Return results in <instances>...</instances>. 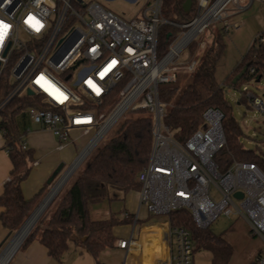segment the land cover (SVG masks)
<instances>
[{"label":"built area","instance_id":"2783aa9c","mask_svg":"<svg viewBox=\"0 0 264 264\" xmlns=\"http://www.w3.org/2000/svg\"><path fill=\"white\" fill-rule=\"evenodd\" d=\"M218 1L196 0V15L177 23L164 16V0H146L131 19L94 0H0V24L8 26L0 41V80L9 86L0 100V113L19 100L20 110L41 129L51 130L60 142L69 140L73 131L92 134L60 181L127 110L151 114L154 142L149 161L138 174L139 207L147 204L154 216H166L155 221L166 227L164 264H196L190 230L170 224L169 213L174 209L188 208L195 223L204 228L221 213L231 214L234 206L264 239V172L254 162L234 160L221 173L214 161L215 153L226 144L223 112L208 107L201 125L185 142L175 139L164 120L170 104L161 98L160 87L177 80L181 65L189 72L197 68L199 59L184 63L181 56L232 0ZM29 17L34 20L28 22ZM167 23L183 29L167 52L158 56L160 31ZM115 86L119 87L117 100L105 104ZM244 88L251 106L264 112V96ZM22 147L28 148L24 140ZM212 183L220 198L211 192ZM237 191L243 192L241 198L234 195ZM138 221L137 212L129 238L117 240V246L126 250L124 264H139L144 228L135 238ZM132 247L137 248L136 261ZM252 264H264V250Z\"/></svg>","mask_w":264,"mask_h":264},{"label":"trees","instance_id":"16d2710c","mask_svg":"<svg viewBox=\"0 0 264 264\" xmlns=\"http://www.w3.org/2000/svg\"><path fill=\"white\" fill-rule=\"evenodd\" d=\"M186 0H164L163 14L170 22L184 23L191 20L197 12L196 0H193L189 11L184 9ZM183 28L173 23L164 24L159 35L158 56L164 55L173 38ZM223 28L213 33L209 43L199 57V64L192 72V80L177 95L178 87L164 84L160 87V96L170 106L165 122L170 126L176 140L185 142L201 125L203 113L208 107L219 108L223 112V128L226 144L214 155L219 172H225L234 160L256 163L264 172V151L257 152L246 147L242 140L245 134L239 121L233 114V106L227 98V88L240 90V102L248 107L251 101L244 86L254 80L264 81V30L260 31L251 42L242 60L230 72L223 82L216 78V70L226 50ZM263 38V39H262ZM201 39H194L186 48V61L198 57ZM197 55V56H196ZM244 66L247 71L234 82L235 76ZM9 89L4 80H0V100ZM119 87L115 86L105 104L115 102ZM21 109L17 100L1 113L0 128L4 133L5 148L12 161L10 178L5 182L0 195V219L2 225L15 232L28 218L32 210L47 193L46 184L34 197L26 198L22 192V181L31 170L33 150L22 147V130L17 120ZM137 117L125 118L115 132L98 148L83 170L73 179L70 186L58 200L57 207L51 212L47 207L34 227L22 242L25 247L35 238L47 248L48 254L59 264H64L63 257L71 245L86 249L95 259V264H109L100 259V254L116 246L118 237L114 228L118 225L134 222V213L122 216L111 212L108 216L95 219L92 217L93 205L105 199L118 197V192L128 193L139 190V172L147 165L152 151L153 118L146 110ZM172 226H183L190 230L197 248H206L214 256V264H228L232 245L221 236L213 234L208 227H199L188 208L174 209L169 213ZM140 220V219H139ZM41 224L46 225L45 228ZM222 261L217 260L219 255ZM220 259V260H221ZM254 262V261H253Z\"/></svg>","mask_w":264,"mask_h":264},{"label":"rangeland","instance_id":"374dc122","mask_svg":"<svg viewBox=\"0 0 264 264\" xmlns=\"http://www.w3.org/2000/svg\"><path fill=\"white\" fill-rule=\"evenodd\" d=\"M84 1L88 2L91 0ZM94 1L102 3L105 7L113 10L126 19L136 17L144 2V0H137L135 2L131 0ZM244 1L245 0L230 1L225 6L224 10L218 15V17L210 23L209 27L201 32L197 37V39H201V41L206 45V43L211 41L214 32L222 30L223 28L227 30L225 32L226 50L224 55L221 57L216 70V78L219 82H223L226 76L235 69V67L242 60L245 52H247L254 37L260 31L264 30V0H246V2H249V5L247 7L241 8L239 5H243L245 3ZM204 46H201L197 52V55L199 54L198 57L194 56L191 61H193L195 58L199 59L201 53L204 50ZM186 48L182 53L181 60L184 63H189L185 60L187 58ZM182 61H179V63ZM191 80L192 72L186 71L185 65H181L177 71V80L169 84H173L178 87L177 95H179V93H181V91L187 86V84H189V82H191ZM247 87L255 94L264 96V81L256 82L252 80L247 84ZM227 98L233 106L234 116L241 124L245 133L242 137V140L246 147L254 148L257 152L264 151V112L259 111L253 106L248 107L244 102H240V90H236L231 87L227 88ZM17 103L20 105L19 100H17ZM1 114L2 113H0V120L2 116ZM141 114V111H133L131 109L127 110L125 114H123V116L110 130V132L104 138H102L91 150V152L84 157L79 165L72 170L70 176L66 180L67 182L63 184L61 190L56 194L55 198L48 206L50 207L51 212L55 210L58 200L70 186L73 179H75V177L83 170L91 157L96 153L98 148L115 132L121 122L125 118L137 117ZM17 120L18 123H20L21 128H23L25 127V121H30V117L28 113H24L19 110L17 113ZM72 133H77L78 136L76 138L84 141V145L80 148V150H78V156L80 151L91 138L92 134H81L82 132L79 133L77 131ZM71 138L72 136L70 135V139ZM67 163L68 162H66V166L60 175L54 180L53 183L49 184L50 186H48V189L46 190L47 193L61 178L63 172L69 167V164ZM211 192L216 198H220V193L214 183L211 184ZM138 199L139 190H131L126 194L123 192H118L117 198L105 199L104 201L93 205L92 217L95 219L103 218L108 216L111 212H115L117 215L122 216L125 211L129 210L134 211L136 214L139 206ZM231 209L233 212L229 215L226 213H221L209 225V230L213 234L221 236L226 239V241L231 243L232 253L227 260L228 264H252L253 261L258 258L261 251L264 250V239L251 229L249 223L243 218L241 214L236 212V208L234 206H232ZM138 215L140 220L137 222L134 229L135 238H137L139 235V229H141V227L145 228L148 225L159 223L161 222L162 218L166 217L165 215L157 217L154 216L151 212H149L147 204L141 205L140 209L138 210ZM156 220L160 221L155 222ZM133 226L134 222L121 224L114 228V232L118 237L129 238L133 230ZM16 232L17 230L10 235L9 239L0 249V252L5 248ZM71 246L70 252L65 257L64 264L96 263L94 257L86 249L77 247L82 249V252H80L79 249H77L78 251H75L76 247L73 244ZM125 257L124 250L119 249L117 246L108 248L100 254V259L110 264H124ZM221 257H223V254H220L219 258L217 257L216 259L222 261ZM194 258L196 264H214L213 262L215 261L213 259L214 256L212 252L204 247L197 248L195 250Z\"/></svg>","mask_w":264,"mask_h":264},{"label":"crops","instance_id":"0c3cea01","mask_svg":"<svg viewBox=\"0 0 264 264\" xmlns=\"http://www.w3.org/2000/svg\"><path fill=\"white\" fill-rule=\"evenodd\" d=\"M131 1L135 2L137 0ZM244 2L245 3L241 8L249 5V2H246V0ZM145 3L146 0H144L140 10L143 8ZM21 130L22 133H24L21 136L22 140L26 141L28 147L33 150V161L31 163L30 173L21 184L24 196L29 199L34 197L42 188H44L46 184L50 186L47 180L59 164H63L62 171L66 166V162H68L67 164H69V167L71 166L77 158L78 150H80V148L84 145V141L76 138L78 136L77 133H72L71 139L65 142H60L51 130L41 129L31 120H26L25 127L21 128ZM12 168L13 165L11 158L5 148V137L2 129L0 128V195L3 192L5 182L10 178ZM68 168L65 171H67ZM139 209L140 207L138 206V210ZM128 212L135 214V212L131 210ZM45 226L46 225L41 224L42 228H45ZM8 233L9 231L2 225L0 219V244L3 242L0 249L9 239L10 236L5 240ZM165 235L166 227L161 223L148 225L144 228L141 241L139 242V264H164V260L167 255L164 238ZM120 238L125 237H118V239ZM21 245L14 253H12L6 264H59L48 254L47 248L40 242L38 237L32 240L25 247H22ZM71 247L64 255L63 262L66 255L70 252ZM118 248L124 250L126 256V250L120 247ZM77 249L79 248L76 247L75 251H78ZM79 250L82 252V249Z\"/></svg>","mask_w":264,"mask_h":264},{"label":"water","instance_id":"95a60500","mask_svg":"<svg viewBox=\"0 0 264 264\" xmlns=\"http://www.w3.org/2000/svg\"><path fill=\"white\" fill-rule=\"evenodd\" d=\"M193 0H186L184 2V9L186 11H189L191 8ZM247 71V66H244L243 69L241 70V72H239L235 78H234V82H236L245 72ZM29 93H32L31 90H29ZM62 168H63V164H59L58 167L53 171V173L51 174V176L48 178L47 182L49 184L53 183L54 180L60 175V173L62 172ZM74 169V168H73ZM72 169V170H73ZM72 170L70 171V174L72 172ZM70 174L66 177L65 180L60 181V179L52 186V188L50 189V191L45 195V197L40 201V203L34 208V210L30 213V215L28 216V218L24 221V223L20 226V228L17 230V232L14 234V236L12 237V239L9 241V243L5 246L4 249H6L11 243L12 241L15 239V237L17 236V234L23 229V227L26 225V223L32 218V216L37 212L38 215L36 217V219L34 220V222L32 223L31 227L29 228L28 232L25 234V236L22 238V240L20 241V243L18 244V246L16 247V249L14 250V252L18 249V247L22 244V242L24 241V239L26 238V236L29 234V232L31 231L32 227L34 226V224L36 223V221L39 219V217L42 215V213L45 211V209L50 205V203L52 202V200L55 198L56 194L61 190L63 184L65 182H67V178L70 176ZM236 197L241 198L243 196V192L242 191H237L234 194ZM12 232H9L8 235L6 236L5 240L11 235ZM3 244V242H2ZM0 244V247L1 245ZM3 249V250H4ZM2 250V251H3ZM13 252V253H14ZM131 254L134 257L135 261L137 259V248L136 247H132L131 249ZM136 263V262H135Z\"/></svg>","mask_w":264,"mask_h":264},{"label":"bare ground","instance_id":"6f19581e","mask_svg":"<svg viewBox=\"0 0 264 264\" xmlns=\"http://www.w3.org/2000/svg\"><path fill=\"white\" fill-rule=\"evenodd\" d=\"M223 1L224 0H220V2L218 1V4H222ZM214 12H216V10H214L212 13H214ZM85 154H86V151H84L82 153V155L80 156V158L78 159V161H80V159L83 158V156ZM38 212L39 211H37L32 216V218L26 223V225L23 227V229L17 234V236L15 237V239L9 245L8 249L4 252V254L2 255V257L0 258V264H5L7 262V260L10 258V256L12 255V253L14 252V250L16 249V247L18 246V244L20 243V241L22 240V238L25 236V234L28 232V230L31 227V225L34 222V220L36 219V217L38 215Z\"/></svg>","mask_w":264,"mask_h":264},{"label":"snow or ice","instance_id":"6c2138e0","mask_svg":"<svg viewBox=\"0 0 264 264\" xmlns=\"http://www.w3.org/2000/svg\"><path fill=\"white\" fill-rule=\"evenodd\" d=\"M32 20H34V18L33 17H29V21L28 22H31ZM37 24H38V22H37ZM7 28H8L7 25L0 24V41L3 40V36L5 35V33L7 31ZM37 30H38V28H37Z\"/></svg>","mask_w":264,"mask_h":264}]
</instances>
